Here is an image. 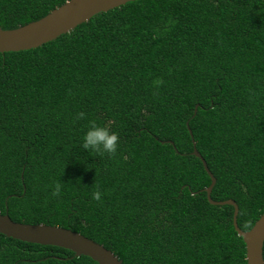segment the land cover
I'll return each mask as SVG.
<instances>
[{
  "label": "trees",
  "instance_id": "trees-1",
  "mask_svg": "<svg viewBox=\"0 0 264 264\" xmlns=\"http://www.w3.org/2000/svg\"><path fill=\"white\" fill-rule=\"evenodd\" d=\"M67 1L0 0V28ZM89 121L117 133L115 155L80 146ZM189 130L211 198L234 200L248 231L264 214V0H137L0 53V213L80 233L122 264H246ZM0 264L97 263L0 234Z\"/></svg>",
  "mask_w": 264,
  "mask_h": 264
},
{
  "label": "water",
  "instance_id": "water-1",
  "mask_svg": "<svg viewBox=\"0 0 264 264\" xmlns=\"http://www.w3.org/2000/svg\"><path fill=\"white\" fill-rule=\"evenodd\" d=\"M137 0H69L57 7L45 17L21 26L17 29L3 30L0 28V53L20 52L38 48L57 39L63 34L74 30L77 26L88 22L100 13H106ZM197 107L195 108V112ZM192 154L199 158L211 179L209 187L204 189L211 205L234 207L233 226L246 247V264H264V214L248 231L238 227V205L234 200L215 201L211 198L216 179L210 172L206 161L197 151L192 133ZM0 234L21 242L54 246L74 253L75 257L85 256L97 264H122L114 253L80 233L70 229L45 224H23L11 220L8 214L0 213Z\"/></svg>",
  "mask_w": 264,
  "mask_h": 264
},
{
  "label": "clouds",
  "instance_id": "clouds-1",
  "mask_svg": "<svg viewBox=\"0 0 264 264\" xmlns=\"http://www.w3.org/2000/svg\"><path fill=\"white\" fill-rule=\"evenodd\" d=\"M85 114L79 112L76 114L75 119H83ZM84 150L90 151L97 155L113 156L117 152L118 148V135L115 131H110L107 125L99 124L95 121H89L88 127L81 137V145ZM60 192V185L55 184L52 187L51 195L57 196ZM100 191H93L91 193V199L100 201Z\"/></svg>",
  "mask_w": 264,
  "mask_h": 264
}]
</instances>
